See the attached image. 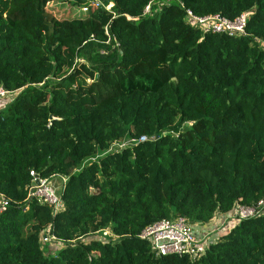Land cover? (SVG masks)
<instances>
[{"label": "trees", "instance_id": "16d2710c", "mask_svg": "<svg viewBox=\"0 0 264 264\" xmlns=\"http://www.w3.org/2000/svg\"><path fill=\"white\" fill-rule=\"evenodd\" d=\"M88 1L0 0V88L11 98L0 107V194L11 201L0 264H264V214L199 260L158 256L138 238L163 219L203 226L264 199V0H173L146 15L154 0L84 12ZM56 2L78 16L53 17ZM189 11L250 16L230 37L192 26ZM33 172L67 178L60 212L28 199ZM109 227L116 241L86 239ZM46 230L63 247L44 244Z\"/></svg>", "mask_w": 264, "mask_h": 264}, {"label": "built area", "instance_id": "2783aa9c", "mask_svg": "<svg viewBox=\"0 0 264 264\" xmlns=\"http://www.w3.org/2000/svg\"><path fill=\"white\" fill-rule=\"evenodd\" d=\"M172 1L154 0L153 3L145 8L144 14L146 15L151 12L152 4L161 7L163 3L169 4ZM113 6V3L105 6L101 0H89L82 10L88 12L91 7H94L105 8L107 11H111ZM249 16L250 13H244L236 20L231 21L219 15L201 18L194 16L190 11L188 12L189 22L192 26L198 27L205 33L210 31L218 34H227L230 37L245 35ZM6 94L0 88V97ZM32 177V183L37 182V184L32 185L31 183L28 188V199H37L41 204L50 206L55 214L60 212L64 208L61 192L59 193V191L49 185L50 180L43 179L34 172L32 173ZM10 204L11 201L0 194V215L8 209ZM261 214H264V199L253 207L236 205L229 214V220L239 223L242 220L254 218ZM200 228V226L190 223L186 218L174 217L148 225L142 230L138 238L148 242L158 256H188L191 260H199L206 255L210 246L214 243L212 237L215 235V232L205 231ZM41 240L44 244L57 241L47 230L42 235Z\"/></svg>", "mask_w": 264, "mask_h": 264}, {"label": "rangeland", "instance_id": "374dc122", "mask_svg": "<svg viewBox=\"0 0 264 264\" xmlns=\"http://www.w3.org/2000/svg\"><path fill=\"white\" fill-rule=\"evenodd\" d=\"M77 10H78V8L73 7L70 4L65 3V2H61V3L56 2V3L50 4L48 6V12L50 13V15H52L53 17H55L57 19L74 18V17L78 16L75 12ZM260 46L264 50V42H261ZM77 61L79 63H84L83 59H78ZM85 78H86L85 75L82 76L79 80H77L78 82L75 85L76 86L77 85H84V84L91 81L90 78H86V79ZM15 96H16V93L11 97L14 98ZM10 99H11L10 96L5 97V98L0 97V107H4L3 103H6V101H8ZM132 144H133V141L130 138H126L124 140L117 141L116 143H114L113 146L111 147L110 151L111 152L119 151V150H121L127 146L132 145ZM104 155H105V153L100 152L94 158L86 161L82 166L89 165L90 163H92L94 161H98ZM66 183H67V178L62 177V176H57V177L50 180L49 185L51 187H53L54 189H56L57 191H59V193H60L63 191ZM55 185H56V187H55ZM92 238L93 239H99V240H110V241H116L117 240V237L113 234L111 227H109L105 230H102L101 232H98L97 234L92 235L86 239L90 240ZM54 243H55L54 246L57 248L63 247V243L61 244V243H57L55 241H54ZM44 247H45V245H43V248Z\"/></svg>", "mask_w": 264, "mask_h": 264}, {"label": "crops", "instance_id": "0c3cea01", "mask_svg": "<svg viewBox=\"0 0 264 264\" xmlns=\"http://www.w3.org/2000/svg\"><path fill=\"white\" fill-rule=\"evenodd\" d=\"M237 224L238 222L229 220V214L225 215L218 212L209 223L200 226V229L215 232L212 237V241L215 243L221 240V237L229 233Z\"/></svg>", "mask_w": 264, "mask_h": 264}, {"label": "water", "instance_id": "95a60500", "mask_svg": "<svg viewBox=\"0 0 264 264\" xmlns=\"http://www.w3.org/2000/svg\"><path fill=\"white\" fill-rule=\"evenodd\" d=\"M36 184H37V182H33V183H32V185H36Z\"/></svg>", "mask_w": 264, "mask_h": 264}]
</instances>
